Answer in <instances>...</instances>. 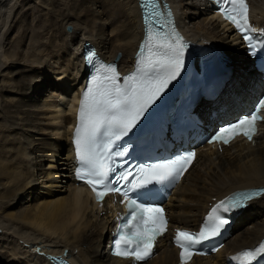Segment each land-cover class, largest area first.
I'll return each mask as SVG.
<instances>
[{
  "label": "bare ground",
  "instance_id": "6f19581e",
  "mask_svg": "<svg viewBox=\"0 0 264 264\" xmlns=\"http://www.w3.org/2000/svg\"><path fill=\"white\" fill-rule=\"evenodd\" d=\"M11 1L0 0V19ZM18 1V18L9 23L8 15L3 27L9 26L0 34V264H49L46 251L68 254L76 264H132L109 253L113 199L98 207L88 188L75 182L69 160L76 122L71 102L86 77L84 43L97 46L106 60H117L123 72L131 70L144 35L138 0ZM171 1L187 37L210 40L226 52L228 64L235 67L232 90L247 99L257 72L250 68L253 62L239 36L212 14L207 0ZM33 3L40 6L33 21H43L44 27L35 29L31 21L29 35L20 25ZM251 5L254 21L264 27V0H251ZM16 28L15 42L10 36ZM262 185L264 123L253 142L239 139L222 151L199 147L166 202L170 226L198 229L217 200ZM262 237L264 195L239 215L223 248L188 264L225 263L229 254ZM170 239V234L162 237L155 255L139 264H180Z\"/></svg>",
  "mask_w": 264,
  "mask_h": 264
},
{
  "label": "snow or ice",
  "instance_id": "6c2138e0",
  "mask_svg": "<svg viewBox=\"0 0 264 264\" xmlns=\"http://www.w3.org/2000/svg\"><path fill=\"white\" fill-rule=\"evenodd\" d=\"M226 4L229 7H225ZM220 8L225 19L235 24L249 42V47L254 49L255 45L248 33L256 29L249 24L246 0H220ZM149 19L151 17H146V20ZM147 39L148 44L142 45V49L148 47L149 55L145 57L143 52L138 54L137 70L125 76L123 84L118 82L119 73L114 65H100L98 74L92 77L79 102L74 138L76 158L81 165L77 169V177L86 180L96 192L97 199H103L108 192H117L128 201V214L123 218L114 240V254L130 257L135 262L146 261L152 254L156 237L167 230V219L163 208L140 203L131 198L129 193H147L157 185L166 186L177 180L195 156L194 152H188L134 168L124 166L126 162H122L119 168L116 166V158L124 157L127 151L119 149L116 142L136 128L141 117L183 67L185 44L178 33L149 31ZM261 107H264V99L259 101L251 114L219 128L208 142L221 140L227 144L241 133L251 140L256 121L264 119L258 115ZM98 188L103 191H97ZM257 194L242 193L220 201L209 212L199 232L177 229L174 242L181 249L182 264L191 258L197 245L219 235L220 230L229 223L222 213L243 207ZM262 255L264 242L255 249L239 252L231 259L241 264H252Z\"/></svg>",
  "mask_w": 264,
  "mask_h": 264
},
{
  "label": "rangeland",
  "instance_id": "374dc122",
  "mask_svg": "<svg viewBox=\"0 0 264 264\" xmlns=\"http://www.w3.org/2000/svg\"><path fill=\"white\" fill-rule=\"evenodd\" d=\"M15 1L16 0H14V1H11L10 2V4L9 3H7V5H4V9H3V12H2V16L4 17V18H1L0 20V27H2L1 29H2V31H0V34H4L5 33V29L9 26V23H11V20L13 19V18H18V14H19V12H18V4H19V1L17 2V3H15ZM21 1V0H20ZM35 6H36V8H35ZM39 8V9H38ZM7 9H9V10H7ZM40 10V6H39V4L38 3H33V4H31V8L28 10V15H21L22 17H23V20H25V22H23L20 26H23V28H25L26 30H28V33H29V35H30V31H31V21H33V20H35V16H37L38 15V13L40 12L39 11ZM5 12V13H4ZM33 13V14H32ZM7 14V15H6ZM36 14V15H35ZM9 15V23H8V25H7V27H3V25L5 24V22H6V20L8 19V16ZM33 15H34V17H33ZM1 16V17H2ZM21 18V17H20ZM34 18V19H33ZM36 21V20H35ZM33 23H34V28L35 29H42V27H44V26H42V25H44V22L42 21V22H38L37 24L33 21L32 22V25H33ZM36 26V27H35ZM38 26V27H37ZM30 29V30H29ZM18 30H19V28H16L15 30H14V32L12 33V35L10 36V37H12V41H14L15 40V42L18 40V36L16 37L15 35H17L18 34ZM17 31V32H16ZM2 32V33H1ZM17 33V34H16ZM15 36V37H14ZM14 37V38H13ZM15 38H17V40L15 39ZM14 39V40H13ZM1 41V40H0ZM28 43H29V41H27ZM27 44V43H26ZM25 46H27V45H25ZM25 46L23 47V48H25ZM235 67L233 66V69H234ZM1 71V70H0ZM57 165V164H56ZM6 182V181H5ZM8 185V184H7Z\"/></svg>",
  "mask_w": 264,
  "mask_h": 264
},
{
  "label": "water",
  "instance_id": "95a60500",
  "mask_svg": "<svg viewBox=\"0 0 264 264\" xmlns=\"http://www.w3.org/2000/svg\"><path fill=\"white\" fill-rule=\"evenodd\" d=\"M68 29L70 30L71 29V26H68Z\"/></svg>",
  "mask_w": 264,
  "mask_h": 264
}]
</instances>
